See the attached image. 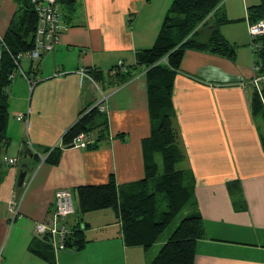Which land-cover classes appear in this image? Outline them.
I'll return each instance as SVG.
<instances>
[{
    "label": "crops",
    "instance_id": "crops-1",
    "mask_svg": "<svg viewBox=\"0 0 264 264\" xmlns=\"http://www.w3.org/2000/svg\"><path fill=\"white\" fill-rule=\"evenodd\" d=\"M23 1L0 0V59L6 33L20 28ZM172 1L76 0L72 12L60 8L62 17L69 16L63 19L64 31L54 50L34 64L20 62L35 85L30 92L26 79L14 72V100L9 104L8 99L9 144L0 146V243L14 226V254L6 264H49L30 249H43V243L33 239L34 227L51 215L57 191L73 192L78 186L113 180L124 193L145 178L144 142L152 123L146 70L136 65V53L152 47ZM259 3L219 0L218 13L230 22L220 25L218 32L233 47L234 58L186 49L174 77L173 121L185 154L181 169L187 171L194 193L185 215L200 216L204 227L193 264H264V135L252 117L255 90L249 85L259 56L248 33V9ZM201 28L199 40L204 41L208 32ZM32 65L35 70H30ZM120 65L134 69L136 75L118 87H109L104 79L100 88L88 74L94 70L107 79L113 75L111 69ZM96 105L105 109L99 119L106 121L107 130H95L90 138L97 142L90 147L63 149L62 136L78 114ZM18 115L24 121H17ZM53 148L59 149L58 162L43 161ZM4 157L15 158L18 164L8 166ZM153 160L160 164L158 155ZM21 170L26 171L24 182L33 176L26 191L16 187ZM235 185L240 192L233 197L229 188ZM19 196L23 198L12 221L9 203ZM74 205L77 209L75 199ZM110 211L79 213L84 249L58 254L51 250L55 264H109L112 257L107 253L97 257L87 251L95 240L86 233L95 232L96 225H100L98 231L115 228L114 219L117 235L100 238V244L119 242L127 264L130 259L133 264L150 263L149 250L123 245L121 223ZM68 222H75L74 215Z\"/></svg>",
    "mask_w": 264,
    "mask_h": 264
},
{
    "label": "trees",
    "instance_id": "trees-1",
    "mask_svg": "<svg viewBox=\"0 0 264 264\" xmlns=\"http://www.w3.org/2000/svg\"><path fill=\"white\" fill-rule=\"evenodd\" d=\"M75 1L57 0V3L63 12L70 13L74 10ZM218 4L219 0H173L152 47L136 53V65L146 70L148 110L152 123L151 135L144 142L145 178L128 187V192L124 193L113 180L101 185H82L73 189L72 194L77 202L76 212L87 214L109 209L115 213L121 223V239L126 247H140L147 252L174 218L193 203V186L188 183V173L176 168L185 160V154L173 121L171 96L174 77L186 49L234 58L233 47L218 32L220 25L230 22L218 13ZM22 9L19 30L16 32L9 29L3 39L5 51L0 59V146L9 144L6 135L9 120L7 90L12 83L9 77L17 68L15 56L32 49L37 26V18L29 0L22 2ZM66 16L69 15L62 17L63 23ZM248 20L251 24L264 21V0L249 7ZM202 25L208 32L204 41L199 40ZM209 25L211 27L208 30ZM29 37L31 38L28 40ZM257 41L260 46L257 51V63L261 65L259 73L264 74V35ZM122 67L112 68L110 72L113 75L107 79L101 72L94 70H89L88 74L96 84H103L105 79L109 87L114 88L127 83L136 75L134 69ZM99 106L87 107L78 114L76 122L62 136L63 149H71L72 141L81 134L90 139L87 147L96 144L97 141L94 143L90 138L92 133L97 129L100 133L107 130L106 121L99 119ZM251 113L254 119L261 118L264 121V110L256 92L251 100ZM261 142L264 150V137ZM58 150L53 148L46 151L44 161L57 163ZM155 154L160 157V164L154 162ZM229 192L235 197L240 191L235 185L229 188ZM162 205L163 209H160ZM203 235L201 217L193 214L185 216L149 264H193L196 244ZM85 244L83 231L76 227L67 240L66 247L70 251H81ZM42 247L41 252L30 250L49 264H55L50 247L44 243Z\"/></svg>",
    "mask_w": 264,
    "mask_h": 264
},
{
    "label": "built area",
    "instance_id": "built-area-1",
    "mask_svg": "<svg viewBox=\"0 0 264 264\" xmlns=\"http://www.w3.org/2000/svg\"><path fill=\"white\" fill-rule=\"evenodd\" d=\"M33 7L37 18V26L34 33L33 47L32 49L19 53L15 56L16 62V72L19 73L23 78L26 79L28 83L29 91L31 92L35 83L31 80L30 75H27L21 68L20 62L23 59L27 60L29 63H35L40 59V57L48 52L54 50L55 46L60 41V36L64 31V25L62 22V15L60 12L59 4L57 0H29ZM248 33L250 36V43L252 48L256 52L260 49L258 38L264 35V21H258L255 24H250ZM261 65L257 62L253 65L254 75L251 79L250 86L254 88L259 100L262 104L264 110V74H260ZM36 66L32 65L30 70H35ZM84 75V73H81ZM14 79V74L9 77V80ZM105 100V99H104ZM99 112H104V107L99 106ZM17 121H24L23 115H18ZM90 139L87 135L81 134L76 137L72 143V149H85L89 143ZM45 157L43 158V161ZM4 164L8 166H16L18 160L15 158L4 157ZM33 176L23 182L22 187L27 190L29 187ZM23 197L19 200H12L9 203V214L11 220L13 221L18 212L19 205ZM54 209L45 221L39 222L34 227L33 239L35 241L46 244L53 252L59 251H70L66 247V242L71 236L74 229H80L82 227L81 220L69 224L68 218L75 214L76 209L74 205V197L71 191L59 190L54 194Z\"/></svg>",
    "mask_w": 264,
    "mask_h": 264
},
{
    "label": "rangeland",
    "instance_id": "rangeland-1",
    "mask_svg": "<svg viewBox=\"0 0 264 264\" xmlns=\"http://www.w3.org/2000/svg\"><path fill=\"white\" fill-rule=\"evenodd\" d=\"M23 63L25 64V59H23ZM19 77V76H18ZM17 81H22L21 79L17 78ZM16 82V81H15ZM15 82L13 81L11 84V87L8 88V99H9V104L11 102V100H14V88H15ZM250 84V82H249ZM99 87L101 88V86L99 85ZM28 90V89H27ZM27 90H25L24 95L27 98V101L29 99V93L27 92ZM13 105H14V101H13ZM257 125L259 127V130L262 132V134L264 135V121L259 118V120L256 119ZM177 169H181L182 168V163L178 164L176 166ZM20 197V196H19ZM15 200H19L17 198H15ZM160 209H163V205ZM186 209V208H185ZM183 209L172 221V223L167 227V229L164 231V233L162 234V236L160 237V239L152 246V248L148 251V260H152L158 253V251L160 250L161 246L167 241L168 237L171 235V233L173 232V230L177 227V225L179 224V222L181 221V219H183L186 215V210ZM91 213V212H90ZM109 213H111V211L109 210ZM79 213L77 212L76 214H74V218H75V222H79L78 218H79ZM97 220L100 222V224H103V218L99 217L97 218ZM112 221V219H110ZM112 226L115 225L114 227H111L109 229H106L104 231H98V226L100 225H96L94 228L95 232H87L86 233V237L88 239L95 240L92 245V243H90L88 250L87 251H91L94 254L98 255L100 253H107L109 255V257H112L111 262H109V264H127V260L125 259V255L123 252V248L120 246L119 242H111V243H101L100 244V238L102 240H105V238L107 236L110 235H117L118 232V225L115 223V219H114V223H111ZM108 225V226H111ZM114 224V225H113ZM104 225V224H103ZM12 226V225H11ZM8 231V233L10 232V235L8 237V233H6L4 239L2 240V242L0 243V264H6L9 261V255L10 254H14V226L11 227ZM107 227V226H106ZM83 226L80 228L83 231ZM117 241V237L115 239ZM98 242V243H97ZM67 251V250H65ZM65 251H59V252H65ZM58 254V252H55ZM95 255H91V257H94ZM81 259V257L76 258V261H79ZM70 261V260H69ZM130 264L132 263V260L130 259ZM149 264V263H148Z\"/></svg>",
    "mask_w": 264,
    "mask_h": 264
},
{
    "label": "water",
    "instance_id": "water-1",
    "mask_svg": "<svg viewBox=\"0 0 264 264\" xmlns=\"http://www.w3.org/2000/svg\"><path fill=\"white\" fill-rule=\"evenodd\" d=\"M25 175H26V171H22L21 170L19 172V175H18V178H17V183H16V187L17 188H21L22 187V184L24 182Z\"/></svg>",
    "mask_w": 264,
    "mask_h": 264
}]
</instances>
